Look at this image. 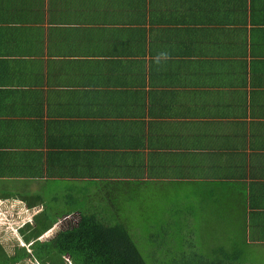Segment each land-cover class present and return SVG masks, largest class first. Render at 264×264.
I'll return each mask as SVG.
<instances>
[{
	"label": "crops",
	"instance_id": "obj_1",
	"mask_svg": "<svg viewBox=\"0 0 264 264\" xmlns=\"http://www.w3.org/2000/svg\"><path fill=\"white\" fill-rule=\"evenodd\" d=\"M94 14L106 20L95 17L100 29L93 48L69 56L67 47H57L63 55L47 42L57 29L61 35L91 32L85 22ZM226 88L246 105L242 116L200 113L191 129L186 103L208 105ZM254 91H264V0H0V210L15 203L17 217L32 219L42 205L29 207L20 195L39 194L59 206L95 193L100 200L88 186L92 173L110 181L115 175L107 172L122 174L124 161L126 168L139 165L150 179L169 182L189 179L197 160L208 181L218 166L228 180L200 184L197 210L224 192L235 200L233 187L240 184L245 230L260 231L264 92ZM231 120L237 122L230 129ZM203 122H213L215 136L238 130L245 135L242 146L220 144L198 155L191 141ZM164 148L172 155L157 161ZM167 166L172 170L164 172ZM194 179L203 177L195 171Z\"/></svg>",
	"mask_w": 264,
	"mask_h": 264
},
{
	"label": "trees",
	"instance_id": "obj_2",
	"mask_svg": "<svg viewBox=\"0 0 264 264\" xmlns=\"http://www.w3.org/2000/svg\"><path fill=\"white\" fill-rule=\"evenodd\" d=\"M96 16L101 21L106 20V15L101 14H94L88 18L85 23L93 25L91 32L78 30L73 33L63 32L64 34L61 35L62 30L57 29L58 35L47 36V42L49 40L53 50L58 53H61L58 48L65 50L67 47L69 56L80 51L84 46L87 49L93 48L90 42L98 37L93 33L100 29L94 26L99 24V21L95 20ZM73 59L75 58L69 57L68 61ZM60 66H68V64L63 62ZM262 92L264 91H257L255 94L262 95ZM239 101L240 97L234 92L230 93V89L226 88L208 105L191 106L186 103L184 115L189 117L188 121L191 120L189 123L200 113L217 119L230 117L229 115L232 114L242 116L246 105L239 104ZM254 101L255 98L251 100L253 111H255ZM236 122L229 121L230 129ZM195 123L192 122L191 129H194ZM212 124L213 122H203L197 128L198 131H194L196 137L194 139L192 137L191 144L198 155L205 157L209 148L218 147L220 144L229 149L242 146L241 142L243 143L245 135L236 130L230 135L215 136ZM162 140L166 139L162 138ZM107 144L110 148L113 147L114 136L108 137ZM231 151L232 154H238L234 150ZM106 152L105 150L104 153ZM156 155L159 158L157 161H162L165 156L168 159L172 153L165 152L164 148L163 152ZM219 155L220 153L217 156ZM136 158L137 155L134 159ZM176 159L179 160L178 156L175 157ZM208 161L210 167L214 168V161L212 159ZM152 162L150 161L149 166ZM198 163L199 161L196 160L195 169L192 170L189 179H185L188 175H183L179 179H170L169 182L150 179L143 175L139 165L126 168L125 161L123 165L121 164L122 174L117 176V171L107 172L109 176L115 175L110 181L101 178L103 174L94 169V172L91 171L94 183H88V186L94 185L101 195L100 200L96 199L95 193L93 197L85 195L86 198L71 199L59 206V202H42L39 194L27 197L20 195L29 207H34L32 205L38 201L42 207L32 215V219L16 228V233L26 246H21L19 241L14 239L13 247L6 249L0 240V264H23L25 261H33L36 264H250L254 251H264V245L263 248L257 246L259 243H264V228L260 231L245 230L244 186L241 189L242 185H234L235 200L226 196L224 192L220 196H215L206 209L198 211L199 193H196L195 189H202L200 184L216 185L228 182L227 177L222 179L226 169L218 166L214 174L213 171L211 172L213 181H208L210 174L201 169V164L198 167ZM170 170H172L171 166H167L164 172ZM195 171L203 179L193 180ZM78 176L83 175L78 174ZM98 181L109 183L102 186L96 184ZM155 183L157 187L153 189ZM107 186L106 193H103ZM84 188L83 194H90L86 191V187ZM239 190L242 192L240 196L237 195ZM149 193H156V196L152 198ZM9 195L13 198V194ZM150 200H158V202L150 204ZM14 204L9 205V208L3 207L2 212L17 208ZM61 206H65L66 209L61 210ZM117 207L144 209L145 217L138 216L140 225L144 227L134 228L135 232L130 233L127 220L119 215ZM158 208L169 210V215L159 214ZM173 208L180 211L181 216L174 215ZM54 225L55 228H52ZM138 240H142L144 244L139 243Z\"/></svg>",
	"mask_w": 264,
	"mask_h": 264
},
{
	"label": "rangeland",
	"instance_id": "obj_3",
	"mask_svg": "<svg viewBox=\"0 0 264 264\" xmlns=\"http://www.w3.org/2000/svg\"><path fill=\"white\" fill-rule=\"evenodd\" d=\"M43 196H46V195H43ZM149 196L154 198L156 196V193H149ZM149 202H150V204H151V202H154L156 204L158 202V200H153V201L150 200ZM174 203L178 204L179 202H174ZM149 208H150V206H149ZM12 209H16V208H12ZM12 209H7L8 212L3 211L4 218H6V220L8 221V223L6 225H1L2 218H3L2 216H1V220H0V240L2 241V243L6 247V249H10L13 247L14 237L15 238L17 237V234H15L16 233L15 229L14 228L12 229V227H10V226L12 225L13 227H15V225H18V223L20 222L21 219H23V220L25 219L23 217H17V215H15V211ZM60 209L65 210L66 208H65V206H61ZM116 210L123 219L127 220L126 221L128 224L127 228H128V231L130 233L135 232L134 228L144 227L143 225H140L139 217H138V216L145 217V210L144 209H139V208L135 209V207L123 209V207L122 208L117 207ZM173 210H174V215L181 216L180 211H178L175 208H173ZM153 212H155V211H153ZM157 212L163 216H166V215H169L170 211L165 209V208H158ZM166 213H168V214H166ZM0 215H1V212H0ZM152 217H154V216H152ZM139 232H140V229H139ZM138 242L141 244H144L142 240H138ZM259 252H261V253L258 254ZM253 253L254 254L250 259V264H262V263L264 264V251H258V252L254 251ZM23 264H36V263L33 261H25ZM56 264H60V263H56Z\"/></svg>",
	"mask_w": 264,
	"mask_h": 264
},
{
	"label": "clouds",
	"instance_id": "obj_4",
	"mask_svg": "<svg viewBox=\"0 0 264 264\" xmlns=\"http://www.w3.org/2000/svg\"><path fill=\"white\" fill-rule=\"evenodd\" d=\"M0 212H1V215L0 216H4V214H3V212H2V210H0ZM18 216V215H17ZM29 219H21L20 220V222L18 223V225H15V227H13L12 225L10 226V227H12V229L14 228L15 229V231H16V228L17 227H20L21 225H22V223H24V222H26V221H28ZM8 223V221L6 220V219H2V222H1V225H6ZM15 234H17V233H15ZM17 236H18V234H17ZM19 237V236H18ZM14 239H16L15 237H14ZM21 240V239H20ZM19 243H20V245L21 246H26V244L21 240V241H19ZM65 261H66V259H64Z\"/></svg>",
	"mask_w": 264,
	"mask_h": 264
}]
</instances>
